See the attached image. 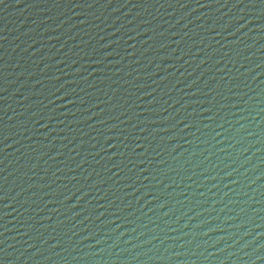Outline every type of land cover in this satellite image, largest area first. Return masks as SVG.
Returning a JSON list of instances; mask_svg holds the SVG:
<instances>
[{
  "label": "water",
  "instance_id": "obj_1",
  "mask_svg": "<svg viewBox=\"0 0 264 264\" xmlns=\"http://www.w3.org/2000/svg\"><path fill=\"white\" fill-rule=\"evenodd\" d=\"M0 264H264V0H0Z\"/></svg>",
  "mask_w": 264,
  "mask_h": 264
}]
</instances>
